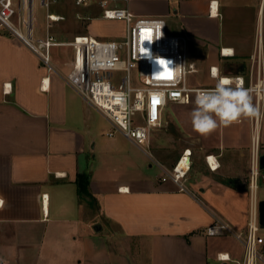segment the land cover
<instances>
[{"label":"crops","instance_id":"0c3cea01","mask_svg":"<svg viewBox=\"0 0 264 264\" xmlns=\"http://www.w3.org/2000/svg\"><path fill=\"white\" fill-rule=\"evenodd\" d=\"M126 7L138 16L164 17L170 34L186 36L189 59L213 79L198 84L189 78L191 86H216L213 66L220 77L241 76L245 87L257 82L252 57L260 40L264 45V0H128ZM73 56L59 62L52 48L50 70L0 29V260L237 264L242 243L232 235L208 236L205 228L215 216L238 231L246 228L252 119L205 136L192 126L194 102L167 105L155 131L171 130L183 147L162 161L157 154L169 140L159 133L152 148L166 170L191 150L188 191H182L125 136L107 135L109 120L64 79ZM262 104L264 111V99ZM260 130L264 151V118ZM208 156L217 161L215 169ZM79 174L90 177L87 195ZM220 253L230 259H219Z\"/></svg>","mask_w":264,"mask_h":264},{"label":"built area","instance_id":"2783aa9c","mask_svg":"<svg viewBox=\"0 0 264 264\" xmlns=\"http://www.w3.org/2000/svg\"><path fill=\"white\" fill-rule=\"evenodd\" d=\"M53 0H39L42 6L51 7ZM128 0H75L76 6L97 5L99 14L108 20H123L126 34L120 39H100L91 34L79 35L71 42H62L51 33L54 22L64 19L55 12H47L46 34L38 36L35 30L34 0H0V29L7 30L32 49L48 66L52 63V48L71 46L74 51L70 71L64 76L89 104L94 106L110 122L108 136L117 133L125 136L142 150L150 160L156 161L167 177L179 185L182 191H188L185 181L190 170L191 150L187 149L169 170L163 168L154 154L151 138L155 130L164 124L163 113L170 102L191 104L195 100V90L214 87H193L189 84V75L197 71L195 62L187 53V38L184 35L170 34L164 17L138 16L126 7ZM79 18H92L91 15H78ZM158 36H160L158 38ZM151 40V42H149ZM144 48L143 53L141 52ZM226 53V51H224ZM165 60L171 71L159 64ZM253 66L257 69V82L248 87L256 96V105L260 111L258 118L252 117L253 136L249 171V212L246 228L236 230L228 221L219 216L205 228L208 236L232 235L238 239L244 253L237 264H247L254 256V264H264V236L261 234L259 182L262 178L260 167L261 130L264 117V45L262 40L253 57ZM216 77H220L217 67ZM121 75H118V74ZM162 73V75H160ZM232 78V87L238 81ZM163 93V96L157 95ZM158 101L153 103V100ZM140 118V119H139ZM152 148V151L150 150ZM208 156L209 165L215 169L217 161ZM219 259L229 260V254L220 253ZM0 264H4L0 260Z\"/></svg>","mask_w":264,"mask_h":264},{"label":"rangeland","instance_id":"374dc122","mask_svg":"<svg viewBox=\"0 0 264 264\" xmlns=\"http://www.w3.org/2000/svg\"><path fill=\"white\" fill-rule=\"evenodd\" d=\"M99 10L100 9L97 5H91L90 7H78L76 6L75 0H53L51 7L49 8L42 6L39 0H34L36 34L38 36H44L46 34L47 12H55L64 17V19L54 22L50 28L51 33H53L59 41L71 42L76 36L85 34H91L94 37L100 39L123 38L126 34V23L124 21L108 20L102 17H95L99 14ZM79 14L84 16L91 15L93 17L79 18ZM72 52L74 53L71 46L64 45L53 47L55 60L62 63L70 60V54ZM118 75L121 74L119 73ZM189 78L191 83L193 82L203 84L207 80V82H213V79H211L209 74H205L202 72V70L191 73ZM207 84L209 85L210 83ZM159 133L165 136V138H167L169 141H162L164 142L163 147L160 148V153L157 155L162 161L170 162L181 151L184 141L178 135H175L171 130L162 129L161 131L156 132V136H152L151 145L153 144V141L156 140L157 134ZM150 150L152 151V148ZM153 162L155 163L156 161ZM155 165L158 166L157 163H155ZM263 174L264 170H262V178L259 182L260 199L262 196H264ZM261 234L264 235V228H262Z\"/></svg>","mask_w":264,"mask_h":264},{"label":"clouds","instance_id":"9594fccd","mask_svg":"<svg viewBox=\"0 0 264 264\" xmlns=\"http://www.w3.org/2000/svg\"><path fill=\"white\" fill-rule=\"evenodd\" d=\"M143 51L142 47L141 52L143 53ZM158 62L165 68V71H171L165 60L160 59ZM216 72L217 70L214 69V77ZM235 79L238 81L236 87L231 86L232 78L224 77L217 81L213 89L195 90V107L191 112V122L196 132L206 136L218 126L227 127L238 123L242 118H258L260 116L258 107H254L252 104L250 90L242 87V78ZM157 95L162 97L163 93H157ZM254 260L255 257L250 256L247 264H254Z\"/></svg>","mask_w":264,"mask_h":264},{"label":"water","instance_id":"95a60500","mask_svg":"<svg viewBox=\"0 0 264 264\" xmlns=\"http://www.w3.org/2000/svg\"><path fill=\"white\" fill-rule=\"evenodd\" d=\"M188 161L191 162V156L187 157ZM260 167L262 170H264V151L261 154V158H260ZM263 179H264V174H263ZM260 222H261V226L262 228H264V199L260 200ZM96 230H101L102 229V225L97 224L94 227Z\"/></svg>","mask_w":264,"mask_h":264},{"label":"trees","instance_id":"16d2710c","mask_svg":"<svg viewBox=\"0 0 264 264\" xmlns=\"http://www.w3.org/2000/svg\"><path fill=\"white\" fill-rule=\"evenodd\" d=\"M78 182L80 185V191L83 195H87L90 193L89 191V181L90 177L88 174H79L78 176Z\"/></svg>","mask_w":264,"mask_h":264},{"label":"snow or ice","instance_id":"6c2138e0","mask_svg":"<svg viewBox=\"0 0 264 264\" xmlns=\"http://www.w3.org/2000/svg\"><path fill=\"white\" fill-rule=\"evenodd\" d=\"M213 9H215V4H213ZM213 14H215V11H213ZM157 102L158 101H156L155 98H154L153 103H157Z\"/></svg>","mask_w":264,"mask_h":264}]
</instances>
